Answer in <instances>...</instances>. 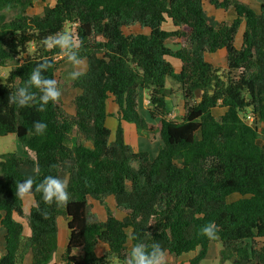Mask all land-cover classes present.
<instances>
[{
  "label": "trees",
  "instance_id": "obj_1",
  "mask_svg": "<svg viewBox=\"0 0 264 264\" xmlns=\"http://www.w3.org/2000/svg\"><path fill=\"white\" fill-rule=\"evenodd\" d=\"M205 2L232 8L236 17L231 23L209 22ZM33 4L0 0V67H7L0 83V136L13 134L23 151L0 155V225L6 230L0 264H22L28 253L32 264H55L50 262L59 216L70 231L66 264L111 259L127 264L128 242L149 247L156 242L175 257L194 252L188 264H200L210 243L219 242L221 263L264 264V243L258 246L264 238V143L259 141L264 140V0L258 13L248 0H55L42 13L30 14ZM8 11L14 12L10 18ZM136 24L148 33L125 32ZM57 34L78 43L87 65L70 82L77 90L74 114L60 99L44 111L17 108L9 96L35 66L50 62L44 75L57 80L59 61L66 57L44 44ZM222 48L226 66L221 69L204 53ZM168 57L181 61L178 72ZM143 90L146 113L157 125L139 111ZM172 96L183 100L179 119L169 116ZM110 98L118 118L113 136L106 125ZM216 107L225 110L214 115ZM38 120L47 124L42 136L33 129ZM122 122L144 137L158 134L161 144L153 159L126 143ZM48 175L68 181L69 202L47 204L36 193L26 212L16 185L29 177L39 183ZM232 194L240 198L230 202ZM107 197L122 217L108 211L100 220L92 211L89 199L104 203ZM209 223L216 226L214 240L202 234ZM98 243L108 247L104 258L97 256Z\"/></svg>",
  "mask_w": 264,
  "mask_h": 264
},
{
  "label": "clouds",
  "instance_id": "obj_2",
  "mask_svg": "<svg viewBox=\"0 0 264 264\" xmlns=\"http://www.w3.org/2000/svg\"><path fill=\"white\" fill-rule=\"evenodd\" d=\"M44 44L48 48L58 47L62 55L72 65L79 66L82 63V58L78 55L79 45L70 35H54L45 39ZM51 67L52 65L48 61H44L35 66L23 85L18 87L9 96V102L19 109L35 106L38 111H44L50 103L54 104L58 102L62 94L58 86L59 82L56 79L47 78L44 75ZM81 75L82 72L73 71L71 78L77 79ZM32 89H36L39 95H37V92L32 91ZM33 129L36 135L42 136L47 131V124L41 120L35 121L33 122ZM68 187V181L66 179H61L56 176H45L39 183L32 177H29L16 185V196L21 200L34 202L35 194L39 193L43 201L47 204L55 202L57 204L67 205L71 195ZM35 203L36 207H39L38 202ZM202 234L209 239H216L217 230L215 224L209 223L203 227ZM128 238L130 240L136 239L134 235H129ZM164 260L165 252L159 243L154 242L150 247L143 243H135L130 249L127 264H164Z\"/></svg>",
  "mask_w": 264,
  "mask_h": 264
},
{
  "label": "crops",
  "instance_id": "obj_3",
  "mask_svg": "<svg viewBox=\"0 0 264 264\" xmlns=\"http://www.w3.org/2000/svg\"><path fill=\"white\" fill-rule=\"evenodd\" d=\"M54 2H55V0H54ZM54 2H53V4H54ZM261 2H262V0H248V3L251 6V8L257 13L260 11ZM53 4L47 5V6H52ZM211 7L213 9H216L213 6H211ZM217 10H220L221 14L223 16L222 20H218L219 22L220 21H226V22L231 23L232 20L236 17V13H235L234 9H232V8H230V9H228L226 11L221 10V9H217ZM166 24L171 25V23H166ZM165 25H164V27H165ZM165 28L166 29H171L172 25H171L170 28H167V27H165ZM243 29H244V24H242L240 26V28L238 30V33H237V36H238L239 39L237 40V44L236 45H239L238 47H240V45L242 43ZM125 30H127V32H129V33H138V32L148 33V30L146 28L141 29L140 26L137 25V24L133 25L131 27L125 28ZM129 33H127V34H129ZM168 44L170 45L171 43H168ZM204 56H205L206 60L211 62V63H213L215 67H218V68H221V69L225 68V66H226V50L224 48L218 49L217 51L212 52V53L205 52ZM218 57L220 58L221 62H219V64L215 65V62L217 61ZM168 60L173 65L174 69L178 72L180 70V68H181V61L179 59L173 58V57H168ZM77 67L78 68H76L75 71H85L86 67H87L86 62L84 60H82V63L79 66H77ZM218 72H220V71H218ZM71 80H72V78H71ZM71 80H69V81L71 82ZM60 83H63V80H61ZM145 92L146 91H144V90L141 92L140 99H142V101H140V99H139V111H140L141 114H142V112H141L140 102L143 103L144 106L148 107V105H149V100H148V97H145ZM76 93H77V90H76ZM167 103H168L169 111L176 110L179 115L183 114V100L180 99V97L179 98L176 97V102H175L176 104L173 102L172 97L168 98ZM146 109L147 108H145L144 114H142V116H144V118L149 120V121L150 120L153 121L154 125H157L156 120L149 119V117H148V115L146 113ZM73 110H74V107H73ZM116 110H117V107L114 105L112 99L111 98L108 99V101H107V111H108L109 115L106 118V125L108 123L107 126L112 131V136H113V132H115V129H116L117 125H118V118L116 117ZM224 110H225L224 107H216L215 109H213V114L214 115L221 114L222 112H224ZM74 112L72 114H74ZM169 116H170V112H169ZM109 123L112 124V126H109ZM130 124L131 123H128V122H122V127H123V130H124V139H125L126 143H128L135 150L147 152V154L149 155V158L153 159L156 156L157 152H158V147L159 146H156L153 143L149 142V140L153 139V138L149 139L147 137L144 138V136L142 137V135L140 136L137 133L135 126L133 124H131V125ZM14 138L15 137L13 136V142H14ZM155 138H157V137H155ZM153 140H155V139H153ZM15 141H16V139H15ZM132 145H134L135 147L132 146ZM146 145H148V146H146ZM151 146L153 148H150ZM110 199L112 200L113 209H109V210L112 211L113 213H115L116 210H115V204H114L113 197H107L105 199V202L109 201ZM91 200H93V199H89L90 203H91ZM98 203H100V202H98ZM33 204H34V202H31V201H28V200H23L24 210L26 212H29V210L31 209V206ZM101 204H103V203H101ZM113 210H115V211H113ZM115 215H116V213H115ZM63 218H64L63 216H59L57 218V228H58L57 229V249H56V252L54 253L50 263L66 264L63 261L62 257H63L64 251H65V249L67 247L70 231H69L68 226H67V220L65 218L64 219ZM20 221L23 224V234L24 235L29 234V228H28V224H27L26 219H22ZM64 222H65V227H66L65 229L66 230H65V232L60 233L61 224L63 225ZM5 234H6V230L4 229V227L2 225H0V256L5 253ZM104 245L107 246L104 243H98V245L96 247V253H97V248L98 247L104 248ZM127 246H128L129 249H131V247H132L131 242H128ZM210 248H211V243L209 245V249H208L206 257L201 260L200 264H206L205 263L206 259L209 257V255L211 253ZM107 249H108V247H107ZM194 254H195L194 252H191L190 258L193 257ZM22 264H32L31 253H28V254H26L24 256Z\"/></svg>",
  "mask_w": 264,
  "mask_h": 264
},
{
  "label": "rangeland",
  "instance_id": "obj_4",
  "mask_svg": "<svg viewBox=\"0 0 264 264\" xmlns=\"http://www.w3.org/2000/svg\"><path fill=\"white\" fill-rule=\"evenodd\" d=\"M33 2H34L33 9H30L28 11V13H30V14L42 13L43 8L46 5L53 4L54 0H43V1L42 0H33ZM204 8H205V10L207 12V19H208L209 22H215V21H218V20H222L223 16H222L220 10L213 9L207 2L204 3ZM13 13H14L13 11H8L6 13L7 14V18L12 17ZM165 27L170 28L171 25L166 24ZM66 30L68 32L71 31L69 26L66 27ZM125 32L129 33V32H127V30H125ZM238 39L239 38L237 36V40ZM237 40H236V44H237ZM237 46H239V45H237ZM219 62H221V61H220V58L218 57L217 61L215 62V65L219 64ZM8 64L11 65L13 63H8ZM8 64H7V66H8ZM76 68H78V67L72 65L69 61H67V58H65V59H62V60L59 61V66H58V69H57V72H56L57 80L59 82L58 86H59V88L61 90V93H62L61 97H60V100H61L65 110L69 114H72L74 112L72 99H73L74 95L76 94V90L71 87V84H70L69 80H71V73L73 71H75ZM6 70H7V67H4V66L0 67V80H1L0 83L4 82V80H5V77H6L5 75L7 74ZM61 80H63V83H60ZM168 83H169V81H168ZM145 97H148V94L146 92H145ZM196 98L199 99V96L197 95ZM140 101H142V99H140ZM140 107H141L142 114H144L145 108H147V106H144L143 103L140 102ZM170 117H172L173 119H179L181 117V115H179L176 110H171L170 111ZM107 125H108V123H107ZM109 126H112V124L109 123ZM13 136H14L13 134L0 136V155L2 153H6V152H9V151H14V150H16L19 154H23L21 146H20V144L18 142L16 143L15 138H14V142H13ZM152 137H157V138H153L155 140L150 139ZM152 137H147V138L150 139L149 142L153 143L156 146H159L161 143H160L158 134L156 133ZM259 141H260V143H264V140H259ZM132 146H134V145H132ZM146 146H148V145H146ZM150 148H153V147L151 146ZM238 198H240L239 194H232V195L229 196L228 200L230 202H232V201H235ZM91 203H92L91 204L92 205V211L97 215V217L100 220H105L106 216L108 214V211H110L109 209H113V205H112V200L111 199L109 201L103 203V204L98 203L95 200H91ZM115 210H113V211H115ZM115 213H116V216L119 217V218L123 216V214L120 213V212L115 211ZM65 228L66 227H65V222H64L63 225L61 224L60 233L65 232V230H66ZM248 243H249V245H251L250 241H248ZM262 243H264V238L259 241L258 246H261ZM220 248H221V244L219 242H212L211 243V248H210L211 253H210L209 257L206 259V262H205L206 264H233V262L230 261V260H227L224 263L220 262V253H219L220 252ZM106 252H107V246H105V245H104V248H101V247L97 248V256L98 257H103L104 258ZM190 255H191V253L184 254V255H182L180 257H175V256H171V255L165 253L164 264H188V260L190 258ZM108 258L111 259L112 256L110 255V256H108ZM106 260L107 259L105 258L104 261H106ZM109 264H120V263L116 259H111V262Z\"/></svg>",
  "mask_w": 264,
  "mask_h": 264
},
{
  "label": "built area",
  "instance_id": "obj_5",
  "mask_svg": "<svg viewBox=\"0 0 264 264\" xmlns=\"http://www.w3.org/2000/svg\"><path fill=\"white\" fill-rule=\"evenodd\" d=\"M245 118H246V121L248 123H250V124L253 123L254 118H253V115L251 113H248ZM71 264H75V263H71Z\"/></svg>",
  "mask_w": 264,
  "mask_h": 264
},
{
  "label": "water",
  "instance_id": "obj_6",
  "mask_svg": "<svg viewBox=\"0 0 264 264\" xmlns=\"http://www.w3.org/2000/svg\"><path fill=\"white\" fill-rule=\"evenodd\" d=\"M49 7H47L46 9H48ZM172 99H173V102H175L176 101V98L175 97H172Z\"/></svg>",
  "mask_w": 264,
  "mask_h": 264
}]
</instances>
